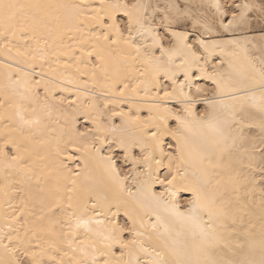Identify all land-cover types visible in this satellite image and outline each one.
<instances>
[{
    "label": "bare ground",
    "instance_id": "obj_1",
    "mask_svg": "<svg viewBox=\"0 0 264 264\" xmlns=\"http://www.w3.org/2000/svg\"><path fill=\"white\" fill-rule=\"evenodd\" d=\"M180 1L209 10L201 36L152 23L170 0H5L26 7L0 19V262L258 264L264 32L229 24L225 0ZM135 3L153 6L143 26Z\"/></svg>",
    "mask_w": 264,
    "mask_h": 264
},
{
    "label": "snow or ice",
    "instance_id": "obj_2",
    "mask_svg": "<svg viewBox=\"0 0 264 264\" xmlns=\"http://www.w3.org/2000/svg\"><path fill=\"white\" fill-rule=\"evenodd\" d=\"M101 4H103V0H101ZM24 7H26V6L18 5L15 3H6L5 0H0V19L6 20L8 22H13L17 18L18 9H21ZM30 7H38V6H30ZM129 7H131L133 10L141 11L142 15L137 22L141 23V26H143V21L148 18V16H147L148 10L151 9L153 6L150 3H147V4L135 3L132 5H128V4L123 5L124 9H128ZM236 7L241 9L239 17H237L235 14H233V19L231 21H229V24H237V23L245 24V23H247L250 20L251 13L253 11H258L259 12V18L264 20V0H262L258 9H257V5L255 3H251V4L245 3L243 5L237 4ZM216 8H217V11H219V5H216ZM188 9H189L188 4L181 5L179 3V0H170V3L164 9V12L166 14L163 16L161 22L162 23L166 22L168 25H171L172 23H179L181 19L188 16V14H189ZM156 10H158V9H153V11H156ZM125 15L129 17V26L131 27V25L133 23L132 14L128 11H125ZM109 20H112L113 23L108 24V27H113L115 21L111 15H109ZM152 23H155L154 17L152 18ZM262 31H264V29H262ZM176 35L182 36L183 34L177 33ZM261 41L264 42V36H261ZM199 43L203 44L204 42H203V40H201V41H199ZM188 47L191 49V46H188ZM193 56H195L194 51H193ZM261 63H262V65H264V57H262ZM261 75H262V77H264V68L261 69ZM188 78L189 77L186 73L185 74V80H187ZM180 94L184 95L183 85H181ZM171 95L172 94L167 92V91L164 92L165 97H170ZM186 111H190V106L186 107ZM177 119H179V117H177ZM262 129H264V124H262ZM173 134H174V132H173ZM158 135H161V133H157V132L152 133L153 138L158 137ZM261 142L264 143V140H262ZM156 144H157V147L159 148L160 141L158 139L156 140ZM76 150H79V149H76ZM0 151H2V150H0ZM160 151H161V155L163 156L162 148L160 149ZM11 159L15 161L17 159V157L12 156ZM145 160L146 161L149 160V157L146 156ZM156 163L162 164V160H157ZM169 168H171V165H169ZM261 171H264V157H262ZM165 179L167 180V184L169 186H173L174 182L177 180V175L173 174L171 179H167V177H165ZM160 182L164 183V181H160ZM178 190H179L178 188H176V190H173V188L170 187L168 190L169 195H171L173 197V199H175L176 191H178ZM161 195H163V193H161ZM196 199H198V197H194V200L189 201L190 206H192V207H190L189 212L194 210ZM205 207L207 208L208 206L205 205ZM208 211H209V226L214 228L215 225L211 224V221L213 220V212L211 211L210 208H208ZM181 215H183V214H181ZM218 215L220 218H223V217L227 216V212L225 210L221 209L219 211ZM234 221H235V218L233 217V222ZM220 227L224 228L225 230L227 227L223 223L222 219H221ZM127 243L131 244V243H135V241H128ZM125 246H127V244H125ZM142 251L147 252L148 249L142 248ZM157 255L159 256L160 254L157 253ZM0 264H3V262H0ZM16 264H23V261L17 260ZM93 264H99V262L94 259ZM104 264H109V262L107 260H105ZM137 264H139L138 261H137ZM160 264H166V262L163 261V259L161 258ZM197 264H199V262H197ZM204 264H257V262L256 261H229L226 259H217L213 256L212 258L205 261ZM258 264H264V253H262L261 259L259 260Z\"/></svg>",
    "mask_w": 264,
    "mask_h": 264
},
{
    "label": "rangeland",
    "instance_id": "obj_3",
    "mask_svg": "<svg viewBox=\"0 0 264 264\" xmlns=\"http://www.w3.org/2000/svg\"><path fill=\"white\" fill-rule=\"evenodd\" d=\"M240 0H225V3L226 5H228V8L231 10H236V8L234 7L235 5H237ZM256 2V3H255ZM262 0H254L253 3H255L258 7L259 5L261 4ZM179 3L181 5H184V3L182 1L179 0ZM237 3V4H236ZM194 4V3H193ZM189 4V9H188V16L181 19L179 23H173L171 24L172 26L178 28V29H186V31H188L189 33H191L192 35L194 34L195 36H201L200 34V31L198 30V26L197 25H193L192 24V18H195V17H207L209 15H211L209 13V10L205 7H201L199 4ZM235 4V5H234ZM257 7V8H258ZM204 13V14H203ZM159 15V13H156L155 14V23L158 25V27L160 28V30L162 28H164L166 26L165 23H162L161 21H157L156 20V17ZM206 15V16H205ZM215 18V17H214ZM212 19L211 22L214 24L215 28H216V32L219 36H224L226 33L224 32L223 29H221L218 25V21H217V18L215 19ZM215 22V23H214ZM264 20L260 19L259 18V12L258 11H253L251 13V18L250 20L248 21V24H247V30L248 32L250 33H261L262 32V29H264ZM163 27H162V26ZM194 29V30H193ZM196 30V31H195ZM195 32V33H194ZM264 32V31H263ZM204 95H206V93H204ZM199 107H201L199 105ZM80 127H85L87 126L86 123L83 122V120H80ZM82 123V124H81ZM252 125V124H251ZM249 127V125H247ZM170 146L168 145L167 148H169ZM117 152H114V156H115V159L119 165V167L123 170V171H127L129 170L130 168V164L129 163H126V162H123V159L120 157L121 154L117 153ZM118 159H117V158ZM127 169V170H126Z\"/></svg>",
    "mask_w": 264,
    "mask_h": 264
}]
</instances>
